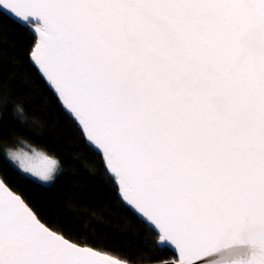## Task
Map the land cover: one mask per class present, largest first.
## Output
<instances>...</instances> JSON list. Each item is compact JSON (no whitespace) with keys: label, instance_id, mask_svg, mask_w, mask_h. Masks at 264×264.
I'll return each mask as SVG.
<instances>
[{"label":"snow or ice","instance_id":"1","mask_svg":"<svg viewBox=\"0 0 264 264\" xmlns=\"http://www.w3.org/2000/svg\"><path fill=\"white\" fill-rule=\"evenodd\" d=\"M0 14L35 25L31 61L157 247L264 264V0H0ZM18 159L40 182L59 172L47 154ZM110 255L0 180V264Z\"/></svg>","mask_w":264,"mask_h":264},{"label":"trees","instance_id":"2","mask_svg":"<svg viewBox=\"0 0 264 264\" xmlns=\"http://www.w3.org/2000/svg\"><path fill=\"white\" fill-rule=\"evenodd\" d=\"M32 27L0 14V179L71 239L128 264L176 260L170 250L157 247L155 233L119 200L101 156L87 146L32 65ZM23 144L59 162L51 184L9 163L8 153Z\"/></svg>","mask_w":264,"mask_h":264},{"label":"water","instance_id":"3","mask_svg":"<svg viewBox=\"0 0 264 264\" xmlns=\"http://www.w3.org/2000/svg\"><path fill=\"white\" fill-rule=\"evenodd\" d=\"M3 15H5V14H3ZM5 16L8 17L9 19H11L12 21H14L15 23H17L18 25H20V26H22V27H26V25L21 24L17 19H13V17L8 16V15H5ZM34 29H35V25L33 24V27H32V29H31V31H32L34 37L36 38V42H37V40H38V35L35 34ZM36 42H35V43H36ZM32 51H33V50H32ZM30 61H31V59H30ZM31 63H32V65L34 66V62L31 61ZM34 68H35L36 71L38 72L37 67L34 66ZM38 74H39V76L43 79V81L45 82V79L42 77V74L39 73V72H38ZM45 83H46V82H45ZM46 85H47V84H46ZM47 86H48V85H47ZM48 87H49V86H48ZM49 88H50V87H49ZM50 89H51V88H50ZM51 90L53 91V93H54L55 96L57 97V94L54 92V90H53V89H51ZM58 101H59V100H58ZM59 103H60V105H62V102H61V101H59ZM61 107H62V106H61ZM62 109H63V108H62ZM63 111L66 113V110H65V109H63ZM66 115H67L69 118L72 119V121L75 123L76 127L78 128V130L81 132L80 128L78 127V122H76V121L74 120V118L70 117L69 114L66 113ZM81 133H82V132H81ZM82 135H83V134H82ZM83 137H84V135H83ZM84 139H85V142H86L87 146H88L90 149H92V150L98 155L97 150L95 149V147H94L93 145H91L90 142H88V141L86 140L85 137H84ZM99 156H101V158H102V154H100ZM102 161H103V160H102ZM103 163H104V167H105V163H106V162L103 161ZM105 169H106V167H105ZM107 173H108V172H107ZM108 175L110 176L109 173H108ZM0 180H1V179H0ZM117 194H118V192H117ZM119 200H120V199H119ZM120 201H121V200H120ZM125 203H126V202H125ZM122 204L124 205V203H122ZM127 209H128V208H127ZM131 212H132V211H131ZM132 213H133V212H132ZM134 215L138 218V216H137L136 214H134ZM138 219L141 221L140 218H138ZM144 224H145V223H144ZM156 245H157V241H156ZM159 248H160V247H159ZM164 248L170 250V251L175 255L176 260L166 261V262H160V263H155V264H179V253H178V251H175V250H174V246H171V247H164ZM104 254H105V253H104ZM110 258L117 260V261H118V264H125L124 261H121V260H119V259H117V258H115V257L110 256ZM126 264H128V263H126Z\"/></svg>","mask_w":264,"mask_h":264},{"label":"rangeland","instance_id":"4","mask_svg":"<svg viewBox=\"0 0 264 264\" xmlns=\"http://www.w3.org/2000/svg\"><path fill=\"white\" fill-rule=\"evenodd\" d=\"M37 152H40V151H37L35 150L34 148L26 145V144H23L22 147L16 149V150H12L8 153V161L9 163L14 167L16 168L18 171H20L22 174H24L25 176L43 184V185H49L51 183H48V182H40L38 178H33L31 173H25L24 170H23V167L20 165V160L18 159L19 157H25V156H28V157H35ZM42 153V152H40ZM44 154V153H43ZM49 158H52V157H49ZM55 174V173H54Z\"/></svg>","mask_w":264,"mask_h":264}]
</instances>
